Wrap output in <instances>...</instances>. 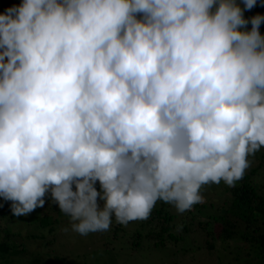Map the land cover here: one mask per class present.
<instances>
[{"label":"clouds","instance_id":"1","mask_svg":"<svg viewBox=\"0 0 264 264\" xmlns=\"http://www.w3.org/2000/svg\"><path fill=\"white\" fill-rule=\"evenodd\" d=\"M256 4L21 0L0 12L11 215L50 194L87 236L146 220L158 201L184 213L205 185L234 187L264 148V15L244 16Z\"/></svg>","mask_w":264,"mask_h":264},{"label":"trees","instance_id":"2","mask_svg":"<svg viewBox=\"0 0 264 264\" xmlns=\"http://www.w3.org/2000/svg\"><path fill=\"white\" fill-rule=\"evenodd\" d=\"M256 14L264 15V0H257L254 8L244 12L246 19ZM250 27L249 24L248 28L250 29ZM259 30L261 35H264V22L261 23ZM250 160H252L251 167L246 170L244 177L234 187H229L221 182L219 185L211 184L201 188L202 195L212 190L224 193L222 204L216 208L217 213L212 212L213 204L206 202L204 198L203 203L193 205L196 208L195 214L187 210V212L178 215L171 205L158 201L146 220L132 221L125 226L117 224L113 218V224L108 231L90 233L91 241L88 244L92 248L86 252L81 251L79 256L84 254V258L89 261V264H91L92 257H94L93 264L97 258H107L108 260L95 264H121L127 255L119 256V252L121 254L129 253L135 258L144 257L150 260L155 256L154 252L162 250L166 254L168 261L166 263L174 264V257L180 256L178 260L187 259L184 252H196V249H201L199 243L201 240L205 247L212 246V242H204L209 236L212 239H221L225 242L234 240L240 243L236 251L234 250L235 252L230 251L231 257L235 254L232 264H264V148L254 157H250ZM2 202L0 204V253H10L11 255L13 252L24 253L27 250L25 241L35 238L36 235L25 232L27 235L24 236L20 231L10 232L9 223L13 222L12 220L16 217L7 210L9 206L7 201L2 200ZM58 212L61 213L59 210ZM197 215H199L198 219L195 218ZM175 217H177V221H175ZM203 217L212 219V227L209 226L207 220L201 219ZM66 219H70V217L67 216ZM193 220H196V227ZM37 221L39 227H43L51 225L57 219L54 220L51 216L42 214L33 222ZM68 222L71 225L70 220ZM179 223L181 224L179 225ZM178 226H181L179 231H177ZM199 232L203 234L202 238ZM42 236V234L39 235V237ZM96 236L98 241L94 239ZM187 237L190 239L187 246L180 244L183 238L185 241ZM195 237H197V241H195ZM17 238L20 239L17 240L18 242ZM57 242V237L52 236L49 240H44L43 244L37 248V252H44L43 255L48 256L52 249H46V246H55ZM194 245L196 248H193ZM200 251L202 253V250ZM172 256L174 257L172 258ZM60 260L63 259L60 258ZM46 261L50 262L49 258ZM38 262L41 261L37 260ZM71 262L73 263V261ZM140 264L147 263L142 261Z\"/></svg>","mask_w":264,"mask_h":264},{"label":"rangeland","instance_id":"3","mask_svg":"<svg viewBox=\"0 0 264 264\" xmlns=\"http://www.w3.org/2000/svg\"><path fill=\"white\" fill-rule=\"evenodd\" d=\"M20 2L21 0H0V12H3L5 9H7L8 7H11L14 4H19ZM97 188L99 189L98 184H97ZM201 195H202V191H201ZM202 196L206 202L213 204L212 212L217 213L216 208L219 204H222L224 193L223 192L217 193L216 190H212V191H208ZM45 201L46 202L43 208L38 207L35 211L30 213L29 215L22 216V217H16L12 220L13 222L9 223L10 232L20 231L21 235H24V236L27 235L25 234L26 232L29 234H35L36 237L30 238L29 240L27 239L25 241L27 245V250L24 253L13 252L12 255L10 253H0V264H38V263H41V264H73V263L89 264V261H86V259L84 258L85 255L80 254L79 256V253L81 251L86 252L88 249L92 248L91 245L88 244V242L90 243L91 241V236L89 234L87 236H81L77 233H74L71 230V225L68 222L70 219H66L67 216L65 214L58 212L59 210L58 207L55 204L51 203L50 194L45 197ZM1 203H3L2 199H0V204ZM7 203H8L7 205H9L7 207V210L10 212V202L7 201ZM171 208H174V207L172 206ZM195 209L196 208L192 206V208L188 211L195 214ZM42 214H47L51 216L52 219L54 220L57 219V221L52 222L51 225L39 227L38 221L37 222H33V221L37 217L42 216ZM179 214L180 213H178V215ZM195 218L198 219L199 215L195 216ZM201 219L203 221L207 220L209 222V226L212 227L213 225L212 219H209L207 217H203ZM175 221H177V217H175ZM193 223L195 224L196 220H193ZM180 224L181 223H179V225ZM195 227H196V224H195ZM49 229L51 230L49 231ZM41 234L43 236L39 237V235ZM199 234L202 238L203 234H201L200 232ZM52 236L54 238L57 237L58 242L55 244V246H50V245L46 246V249H52L50 250L49 255L44 256L43 255L44 252L43 253L37 252V248L43 244L44 240H49ZM94 239L95 241H98L97 236ZM195 239H196L195 241H197V237H195ZM17 240H20V239L17 238L16 241ZM189 240H190L189 237L185 238V241L183 238L180 244H182L183 246H187V243L189 242ZM204 242H207V243L212 242L211 243L212 246L205 247L203 240H201L199 242L201 249H196V252H189V251L184 252L183 254L186 256L187 259L178 260L180 256H178V258L172 256V258L174 257L173 261L175 263H182V264H229V263L232 264L233 257L235 254H233V257H231L232 255L230 251H234V250L236 251V249L239 247L238 245H240L239 242L237 241L235 242L234 240L225 242L221 239H212L209 236L206 237V240ZM193 248H196V246L194 245ZM200 250H202V253ZM32 251H34L35 253ZM154 254L155 256H153V258H151L150 260H147L144 257L135 258L131 256V254L129 253L121 254L119 252L118 255L119 256L127 255L126 258H123L124 260L121 262V264H140L142 261H146L147 264H169V263H166L168 261L166 259V254L164 253V251L158 250L154 252ZM48 258L50 262L46 261L48 260ZM60 258H62L63 260H60ZM37 260H40L41 262L37 263ZM93 260H94V257L91 258V264H93ZM106 260L108 259L107 258H104V259L97 258L96 262H105ZM71 261H73V263Z\"/></svg>","mask_w":264,"mask_h":264}]
</instances>
